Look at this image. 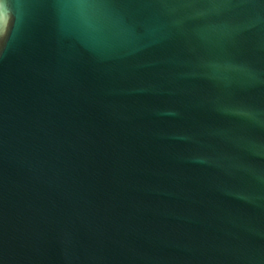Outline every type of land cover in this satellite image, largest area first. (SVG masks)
I'll use <instances>...</instances> for the list:
<instances>
[{
  "label": "water",
  "instance_id": "water-1",
  "mask_svg": "<svg viewBox=\"0 0 264 264\" xmlns=\"http://www.w3.org/2000/svg\"><path fill=\"white\" fill-rule=\"evenodd\" d=\"M0 264H264V0H10Z\"/></svg>",
  "mask_w": 264,
  "mask_h": 264
},
{
  "label": "clouds",
  "instance_id": "clouds-1",
  "mask_svg": "<svg viewBox=\"0 0 264 264\" xmlns=\"http://www.w3.org/2000/svg\"><path fill=\"white\" fill-rule=\"evenodd\" d=\"M14 27V13L10 0H0V47H4Z\"/></svg>",
  "mask_w": 264,
  "mask_h": 264
}]
</instances>
